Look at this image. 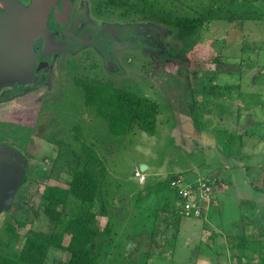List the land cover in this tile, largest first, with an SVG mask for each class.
I'll list each match as a JSON object with an SVG mask.
<instances>
[{
    "label": "rangeland",
    "instance_id": "rangeland-1",
    "mask_svg": "<svg viewBox=\"0 0 264 264\" xmlns=\"http://www.w3.org/2000/svg\"><path fill=\"white\" fill-rule=\"evenodd\" d=\"M76 1L91 18L96 10L109 23H134L141 39L129 37L120 43L113 38L115 49L112 45L109 54L115 59L114 71L106 68V53L87 47L67 56L62 65L54 64L51 84L0 91L14 96L0 102V137L12 140L29 159V179L13 206L0 215L9 216L15 226H26L17 227L18 237L5 231L2 252L15 258L28 229H51L43 211L45 186L67 187L63 177L77 154L95 151L107 177L103 196L92 210L98 227L108 221L112 226L98 264H264V190L255 188L264 187V18L229 25L215 21L187 56L173 31L146 21L140 13L126 19L123 10L108 7L106 0ZM238 1L148 0L155 12L164 8L202 13L224 6V11L237 13V19L244 11L264 16V0ZM78 76L112 81L160 103L156 132L133 124L123 134L111 133L109 120L94 102L89 104L86 85ZM211 85L230 86L222 105V99L206 93ZM9 111L11 119L5 113ZM141 163L149 164L143 184L134 176ZM247 164L249 175L239 167ZM174 174L216 182L207 216L183 214L175 219L165 194L154 192L155 184ZM103 206L108 216L101 214ZM79 208L71 199L64 216L76 220ZM87 213L80 212L83 218ZM217 228L229 235L218 236ZM244 234L258 240L247 241L242 249ZM69 257V252L51 248L44 264H64Z\"/></svg>",
    "mask_w": 264,
    "mask_h": 264
},
{
    "label": "trees",
    "instance_id": "trees-1",
    "mask_svg": "<svg viewBox=\"0 0 264 264\" xmlns=\"http://www.w3.org/2000/svg\"><path fill=\"white\" fill-rule=\"evenodd\" d=\"M239 1L242 4L245 0ZM231 2L234 4L236 0H227V3L230 4ZM105 3L109 4L108 7L123 10V17L126 19L131 15L140 13L143 17H146V21H151L150 23L156 24L162 29L173 31L175 40L187 56L197 49L200 34L204 30L209 29L210 24L215 21L227 22V25H229L234 20L244 22L245 20H258L261 16L264 18L261 13L253 17L250 12L245 15L244 11V13L239 15L241 19H237V13L233 14L231 9L224 11V6L216 9L212 7L202 13L178 14L173 10L164 8H162L161 12H155L153 10L155 6L148 0H106ZM219 59L217 58L216 60L218 61ZM193 74L197 76L196 72ZM76 79L86 85L89 104L94 102L101 110V113L109 120L111 133L115 135L123 134L133 124L139 125L141 129L150 134L156 132V120L160 111V103L157 101L145 95L124 90L112 81L103 82L96 77L84 76H78ZM219 86L220 88H218ZM229 87V85H211L206 90V93L215 95L217 100L222 99L220 102L222 105L226 97L224 90ZM188 95L189 100L193 99L195 104L196 99L191 89L188 90ZM192 110L193 119L195 123H198V116L194 107H192ZM77 156L78 159L72 170L66 172L63 177L68 186L63 187L61 184L53 183L46 185L43 191V211L51 223V229L47 231L34 228L28 229L25 235L22 236L18 256L15 258L2 252L7 240L5 231L14 233L18 237L17 227L26 226V222H20L18 226H15L9 220V216H4L0 219V264H44L51 248L63 249L69 252L70 257L66 258L67 261L64 264H98L100 255L106 246V241L112 235V226L108 221L104 228L98 227L96 214L92 208L97 205L100 197L103 196V185L105 184L107 173L103 165L99 166L101 162L97 152L77 154ZM175 176V174L171 175L155 184L154 192L165 194L167 201L171 203L170 207L171 209L173 208L175 219L180 220L183 215L180 213L181 198L177 190L171 186V181ZM206 178L214 188L216 182H213L212 178ZM28 179L29 171L27 170L26 181ZM255 188L263 190L264 187L255 185ZM71 199H74L80 205L76 220L68 219L64 216L65 207ZM212 205L213 203H211L210 207ZM10 208H7L4 212H7ZM86 210H88L87 216H85ZM81 211H85L84 218L80 214ZM101 214L107 215L104 206ZM213 234L215 236V233ZM66 235H69L68 243H65ZM241 238L242 249H245L244 244L247 241L254 243L258 240L251 241L246 234L241 235ZM263 262L264 257L261 259V263Z\"/></svg>",
    "mask_w": 264,
    "mask_h": 264
},
{
    "label": "water",
    "instance_id": "water-1",
    "mask_svg": "<svg viewBox=\"0 0 264 264\" xmlns=\"http://www.w3.org/2000/svg\"><path fill=\"white\" fill-rule=\"evenodd\" d=\"M50 5L51 0H34L30 6L11 0L8 10L0 15V82L3 85H21L34 80L36 70L40 69L38 52L34 48L36 37L43 34L46 44L54 41L47 25ZM8 45L13 55V61L9 63ZM105 63L110 71H114L115 59L111 54L106 55ZM139 166L144 171L148 168L147 163ZM28 169L29 159L21 150L12 145H0V215L13 206L26 181Z\"/></svg>",
    "mask_w": 264,
    "mask_h": 264
},
{
    "label": "flooded vegetation",
    "instance_id": "flooded-vegetation-1",
    "mask_svg": "<svg viewBox=\"0 0 264 264\" xmlns=\"http://www.w3.org/2000/svg\"><path fill=\"white\" fill-rule=\"evenodd\" d=\"M19 1L25 6H30L34 3V0ZM10 4L11 0H0V15L8 10ZM82 6H80L79 3L77 4L76 0H51L47 25L48 32L52 35L54 41L53 43H47V45L43 34H39L36 37L34 48L36 52H38V65L40 69L36 70L34 80L21 85L17 83L14 85H3L0 82V91L5 88L17 89V91H20V88L30 84L34 86L43 83L46 85L51 84L54 64L58 61L62 65L67 56L74 57L72 54L78 50L83 51L85 50L84 48L89 47L94 50H99L102 55H104V53L107 55L112 45L113 49L111 50L115 49V41L113 38L120 40V43L129 37L137 38L140 41L141 34L136 32L134 23L125 24L121 21L109 23V21L107 22L109 18L107 16L105 18L102 17L104 15H101V13L96 10L94 14L91 15L93 16L91 18L87 14L84 4ZM140 44L144 45L143 41H141ZM107 49L109 51H107ZM0 59H2L1 54ZM7 60L8 63L13 61V55L11 51H9V45L7 48ZM60 67L64 70L62 66ZM117 71H119L118 68ZM12 97L14 96H10L11 99ZM10 98L8 95L0 94V102L9 101ZM3 112L4 111H0V113ZM5 113H9L8 119H11L9 117L12 116L13 111ZM0 145L14 146L16 144L8 138L0 137Z\"/></svg>",
    "mask_w": 264,
    "mask_h": 264
},
{
    "label": "built area",
    "instance_id": "built-area-1",
    "mask_svg": "<svg viewBox=\"0 0 264 264\" xmlns=\"http://www.w3.org/2000/svg\"><path fill=\"white\" fill-rule=\"evenodd\" d=\"M134 176L142 184L147 180L146 173L140 166L135 169ZM171 186L177 190L182 200L181 214L201 217L207 213L213 199L214 188L206 178L198 177L191 180L177 176L172 179Z\"/></svg>",
    "mask_w": 264,
    "mask_h": 264
},
{
    "label": "crops",
    "instance_id": "crops-1",
    "mask_svg": "<svg viewBox=\"0 0 264 264\" xmlns=\"http://www.w3.org/2000/svg\"><path fill=\"white\" fill-rule=\"evenodd\" d=\"M237 166H239V165H237ZM240 168L242 167V168H244V173H248V170H249V168H250V165L249 164H247L246 166L245 165H241V166H239ZM148 168H149V164H148ZM147 168V169H148ZM248 175H249V173H248ZM246 178L248 177V176H245ZM229 189V188H228ZM221 191H220V194H222L224 191L222 190V189H220ZM264 190V189H263ZM263 190H261V191H263ZM258 191H260V190H258ZM260 191V192H261ZM211 208L212 207H209V209H208V211H207V213H206V216L208 215V213H209V211L211 210ZM215 230V229H214ZM216 232H217V235L218 236H223L224 237V235H229V234H225V233H223L222 231H220L218 228L215 230ZM223 233V234H222ZM249 237H251V236H249ZM225 242V241H224Z\"/></svg>",
    "mask_w": 264,
    "mask_h": 264
}]
</instances>
